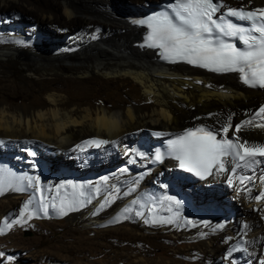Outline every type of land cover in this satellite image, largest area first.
Wrapping results in <instances>:
<instances>
[{
    "label": "bare ground",
    "instance_id": "1",
    "mask_svg": "<svg viewBox=\"0 0 264 264\" xmlns=\"http://www.w3.org/2000/svg\"><path fill=\"white\" fill-rule=\"evenodd\" d=\"M147 1L0 0V264L264 261V198L254 199L264 193V164L237 168L254 180L240 184L230 172L213 169L192 182L171 162L148 163L157 144L188 123L218 129L231 117L234 129L255 117L264 89L245 88L235 74L162 64L129 21L158 0ZM14 66L27 86L17 89ZM236 135L264 144L262 128ZM90 139L110 143H84ZM221 199L226 214L216 211ZM57 217L70 234L59 231L45 251L49 240L25 243L22 232L45 237L41 218Z\"/></svg>",
    "mask_w": 264,
    "mask_h": 264
},
{
    "label": "snow or ice",
    "instance_id": "2",
    "mask_svg": "<svg viewBox=\"0 0 264 264\" xmlns=\"http://www.w3.org/2000/svg\"><path fill=\"white\" fill-rule=\"evenodd\" d=\"M132 22L145 25L150 30L143 46L159 49L161 58L169 63H185L217 74L235 73L249 88L264 89V9H237L226 5L224 0H174L165 11ZM95 38L94 36L93 39ZM254 115L264 120V105ZM245 127L264 129V123L248 119L235 125L233 129L229 117L228 122L218 129L200 126L195 130H188L169 142L171 155L179 161L180 168L202 177L212 175L213 169L217 173L230 172L233 175L237 168L253 170L254 166L264 164V159H258L264 158V144H252L248 139L236 135ZM230 130H233L231 138ZM84 143L99 147L110 141L90 139ZM76 147L79 148L80 145ZM161 158L159 152L155 153L156 160ZM104 179L107 182V177ZM260 179L264 183V175ZM245 181L254 182L252 176L239 177L240 184ZM228 182L232 185V176L228 177ZM72 187L75 188V185ZM247 191L250 192L251 189ZM262 198L264 193L254 197L257 201ZM167 199L179 207L180 202L175 198ZM28 207L27 204L24 205V211L19 214L21 218ZM103 207L102 204L101 208ZM124 211L127 213L130 209L126 208ZM61 214H67L63 207ZM137 215L142 213L138 212ZM31 218L29 214L28 219ZM119 219L117 217L116 222ZM151 223L172 221L153 220ZM244 227L247 229L248 226Z\"/></svg>",
    "mask_w": 264,
    "mask_h": 264
},
{
    "label": "rangeland",
    "instance_id": "3",
    "mask_svg": "<svg viewBox=\"0 0 264 264\" xmlns=\"http://www.w3.org/2000/svg\"><path fill=\"white\" fill-rule=\"evenodd\" d=\"M144 2H148L147 0H143ZM245 3V2H244ZM244 3H242V2H236V4L235 5H237V6H243L244 5V7H250V6H254L253 4H251V5H247L246 3L244 4ZM264 3V2H263ZM262 3V4H263ZM140 5V4H139ZM231 5V4H230ZM234 5V6H235ZM258 6V5H257ZM142 11V10H141ZM21 13V11H18V13H16L15 12V14H20ZM24 14V15H23ZM22 17H23V23H21V25L22 26H26V25H28L30 22H29V20L26 18V14L25 13H21L20 14ZM42 33H43V31H40V33H39V35L40 36H42ZM48 34V33H47ZM43 37H46V34H44V36ZM12 76H13V78H15V81H16V84H17V89H20V88H22L23 86L25 87V86H27L26 84H28L27 83V81H25V79H24V74H23V70H21L19 67H17V66H14L13 68H12V74H11ZM210 112H215V111H210ZM234 116V115H233ZM244 118V117H243ZM251 119H253L254 121H256V122H261V123H264V120H261L258 116H255V117H253V118H251ZM245 120H248V119H245ZM244 120V121H245ZM198 121V120H197ZM203 123V122H202ZM194 123H188V125L186 126V127H191V126H195V125H193ZM204 124H207V123H204ZM210 125H212V124H207V127L208 128H213V127H211ZM233 125V124H232ZM152 127H158V128H160L159 126H152ZM185 128V127H184ZM157 129V128H156ZM179 129V128H178ZM254 130V129H253ZM231 133V132H230ZM231 135H233V134H231ZM88 145V144H87ZM38 161V164H39V167L41 168L42 166H41V160L40 159H38L37 160ZM107 170L108 169H104L103 170V172H107ZM72 173H75V171H71ZM210 205V204H209ZM216 206V205H215ZM219 208L218 209H216V211L218 210V211H222L224 214H226L225 213V209H226V207H228L227 205H226V203H225V201H222V199L220 200V202H219ZM233 210H235L236 211V209H233V208H229L228 209V212L229 213H231V212H233ZM222 215V217H225V215ZM55 220V224L53 223H51V221H44V218H41V222H42V224H40V227H41V229H42V231L44 232V234H45V237H42L40 234H38V233H29V232H22L23 233V235H22V238H23V240H25V243H28V242H30L31 240H37V239H40L41 240V242L43 241H48L49 240V243L48 242H44V243H42V245H41V249H40V251H45L49 246H51V245H56V243H55V241H54V239H55V237H59L60 235H59V231H65L66 230V232H68L69 234L71 233V228L70 227H68V224L66 223V221L65 220H63L61 217H57V218H55L54 219ZM57 220V221H56ZM67 228V229H66ZM58 235V236H57ZM0 241H1V239H0ZM59 251V250H58ZM249 263H247V264H252L253 263V261H250V259H249V261H248Z\"/></svg>",
    "mask_w": 264,
    "mask_h": 264
},
{
    "label": "water",
    "instance_id": "4",
    "mask_svg": "<svg viewBox=\"0 0 264 264\" xmlns=\"http://www.w3.org/2000/svg\"><path fill=\"white\" fill-rule=\"evenodd\" d=\"M160 0H158L157 2H159ZM157 2H155V3H157Z\"/></svg>",
    "mask_w": 264,
    "mask_h": 264
}]
</instances>
